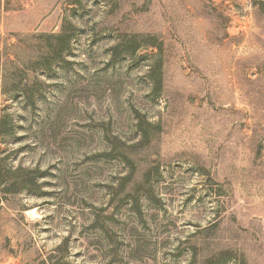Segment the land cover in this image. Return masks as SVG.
<instances>
[{
  "label": "rangeland",
  "instance_id": "obj_1",
  "mask_svg": "<svg viewBox=\"0 0 264 264\" xmlns=\"http://www.w3.org/2000/svg\"><path fill=\"white\" fill-rule=\"evenodd\" d=\"M10 43L34 105L0 82V264H264V0H0Z\"/></svg>",
  "mask_w": 264,
  "mask_h": 264
},
{
  "label": "trees",
  "instance_id": "obj_2",
  "mask_svg": "<svg viewBox=\"0 0 264 264\" xmlns=\"http://www.w3.org/2000/svg\"><path fill=\"white\" fill-rule=\"evenodd\" d=\"M44 37L47 39H55L56 44L55 46L46 47L47 52L45 54L43 53L42 57L38 58V63L46 61L47 56L52 57L56 61L62 60V54L67 51L69 47L67 42L64 43L62 41V36L57 34H46ZM32 64L33 61L31 60V57L19 52L16 49L15 44H5L0 52V82L5 85L9 83L12 88L11 91H13V93H20L25 99H27L30 105H34V100L29 90L30 86L27 74L32 72ZM138 129L145 142L149 141L150 135L155 137L157 133H160L159 126H153L143 119L138 123ZM111 144V151L118 150L117 157H120L127 166L135 169L134 162L129 156L128 151H126L123 143L114 138V140L111 141ZM112 152H110V155H112ZM19 172L24 174L20 177H13L11 181L5 185V189L10 191V193H17L26 189H34V187L37 186V178L39 176L37 171L19 169L15 170L13 173L15 174Z\"/></svg>",
  "mask_w": 264,
  "mask_h": 264
}]
</instances>
